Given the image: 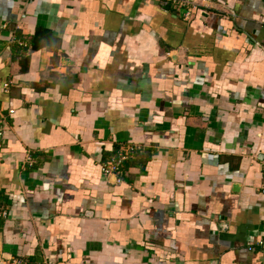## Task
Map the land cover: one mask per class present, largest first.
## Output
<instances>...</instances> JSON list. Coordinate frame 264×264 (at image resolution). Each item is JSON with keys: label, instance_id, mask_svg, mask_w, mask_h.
<instances>
[{"label": "crops", "instance_id": "obj_1", "mask_svg": "<svg viewBox=\"0 0 264 264\" xmlns=\"http://www.w3.org/2000/svg\"><path fill=\"white\" fill-rule=\"evenodd\" d=\"M195 1L0 0V254L264 264V0Z\"/></svg>", "mask_w": 264, "mask_h": 264}, {"label": "built area", "instance_id": "obj_2", "mask_svg": "<svg viewBox=\"0 0 264 264\" xmlns=\"http://www.w3.org/2000/svg\"><path fill=\"white\" fill-rule=\"evenodd\" d=\"M162 3L172 4L177 7L179 10L184 11V17L189 18L194 11L197 10L198 3L195 0H162ZM13 112V110H11ZM3 132H0V134ZM141 146L128 144L121 148L118 154L115 157H112L102 163V171L106 175L111 174H121L122 166L129 159L132 153L141 150ZM28 160L32 161V158L29 156ZM118 181H121V178H117ZM261 193L264 194V187L261 190ZM9 217V208L5 201L0 198V221L7 220ZM258 246L264 247V238L260 239L257 242ZM0 264H32L26 257L21 255L5 256L0 254Z\"/></svg>", "mask_w": 264, "mask_h": 264}]
</instances>
